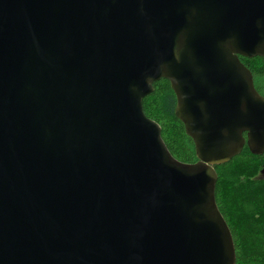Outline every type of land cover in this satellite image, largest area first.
<instances>
[{
    "label": "water",
    "instance_id": "95a60500",
    "mask_svg": "<svg viewBox=\"0 0 264 264\" xmlns=\"http://www.w3.org/2000/svg\"><path fill=\"white\" fill-rule=\"evenodd\" d=\"M240 57L264 0H0V264H237L215 167L264 154ZM163 79L195 164L144 112Z\"/></svg>",
    "mask_w": 264,
    "mask_h": 264
},
{
    "label": "trees",
    "instance_id": "16d2710c",
    "mask_svg": "<svg viewBox=\"0 0 264 264\" xmlns=\"http://www.w3.org/2000/svg\"><path fill=\"white\" fill-rule=\"evenodd\" d=\"M240 60L252 72L255 88L264 96V59ZM176 106L171 84L164 79L155 83L153 93L143 102L146 116L162 128V138L171 155L179 162L195 164V146L176 117ZM263 169L264 154H253L248 145L239 156L215 167L216 201L231 230L237 264H264Z\"/></svg>",
    "mask_w": 264,
    "mask_h": 264
},
{
    "label": "rangeland",
    "instance_id": "374dc122",
    "mask_svg": "<svg viewBox=\"0 0 264 264\" xmlns=\"http://www.w3.org/2000/svg\"><path fill=\"white\" fill-rule=\"evenodd\" d=\"M262 176H264V169L262 170Z\"/></svg>",
    "mask_w": 264,
    "mask_h": 264
}]
</instances>
